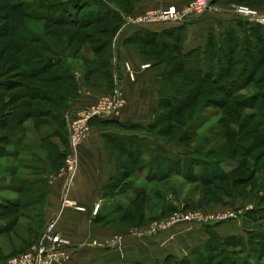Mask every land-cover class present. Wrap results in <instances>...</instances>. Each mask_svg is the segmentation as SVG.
<instances>
[{"label":"rangeland","instance_id":"obj_1","mask_svg":"<svg viewBox=\"0 0 264 264\" xmlns=\"http://www.w3.org/2000/svg\"><path fill=\"white\" fill-rule=\"evenodd\" d=\"M67 1L69 0H60L59 2L65 5ZM108 1L115 6L120 16L128 17L136 15L139 10L145 7V2L150 0ZM192 1L183 6L167 5V7H174L184 12ZM13 2H36V5H39L41 2L49 3L53 0H0V27H4L0 30V79L16 80L23 83L24 86L28 85L29 88L32 85H41L38 81L25 80L21 76L28 72L25 62L27 58H24L23 52L24 48L28 47L43 52L41 47L46 45L45 48L55 50V53L60 55V58L66 61L68 67L73 70L76 89L78 86L79 90L78 80L86 82L91 79L92 75H97L101 83L94 86L104 92L86 107H97L101 101H113L117 97L114 115L117 117L124 110V82L117 85L111 72L116 63L114 54L117 47H126L127 50L139 52L149 61L148 64L141 67V70L147 71L150 66L157 69V73L152 78L153 81L157 79V88L154 85L152 88L157 90L158 101H150L154 108L151 112L154 113L149 117H142V119L150 122L163 121L153 129L149 127V129L135 131L138 139L145 143L154 144L157 142L160 145L173 147L179 150H174V153L184 156L196 153L207 160L221 161L226 158L225 161L233 163V166L230 167L222 163L223 173L226 172L227 179L225 178L224 181L215 180L211 185L201 183L196 179L188 180L185 177L149 181L145 178L142 165L134 162L132 158L110 142L112 153L116 156L117 161L114 171L118 176L122 172L126 174L122 175L123 182L105 189V194L108 196L106 203L123 199L131 189L136 190L140 186L147 189L148 203L142 210H136L131 205L128 209L123 208L110 212L108 209L103 211L106 203H98L94 206L91 215L95 216L96 225L110 228L111 238L107 240L108 245L119 234L128 233V237H135L136 233H141L142 239L151 241L160 239L164 244L162 247L173 243V247L176 246L179 252L187 253L189 251L185 242L182 244V240L178 241V231L181 230L182 233L190 226L205 227L215 223L190 224L185 216L190 215V218L195 220L207 221L206 219L213 216H224L235 212L238 215L237 219L225 220L217 226L222 237H233L226 240L225 243L214 240L207 248L198 252L205 254L204 258L198 255L193 258L197 260V264H264V251L259 253L255 247L257 239L262 240L261 244L264 243V114H260V111L257 114L250 107L238 103V100L247 95L258 98L259 94L264 93V77H262L264 62L261 67H257L256 61L249 56L245 60L244 67L240 62L237 65L231 64L230 75H226L224 80L217 78L219 81L215 82L212 80L215 76L213 77L214 71L210 70L211 64L208 57L191 56L186 59L180 56L177 50L173 52L160 50L143 43L144 39H142L143 41L138 39L123 42L121 31L116 34L114 32L118 25V21L115 19L107 22L91 19L92 24L87 27L86 25H75L71 21L54 23L30 19L20 13L11 14L12 12L9 11V8L7 9V6L14 4ZM241 6L252 8L264 15V0H209V10L206 13L215 8L228 11L233 16L212 22L213 25L207 32V42L211 38L218 43L223 40L222 44H229V40L234 37L230 34L231 30L237 29V33L241 37L242 26L243 30H246L245 25L249 27L257 25L233 11ZM72 10L71 8L70 10L66 9L65 18H72L71 15H68ZM8 14H11V19L5 20L4 18ZM8 29L9 31H7ZM13 30H18V33H14ZM27 31L32 32L33 38L36 40L34 43H26L28 42L26 40ZM225 37L226 39H224ZM240 49H243L242 45ZM260 54L264 60V51ZM62 68V66L52 68L45 76L48 74L54 76ZM123 69L125 74L131 73L129 64L124 63ZM242 69L249 71L250 75L242 77ZM205 71L210 74L205 75ZM204 75L206 79H204ZM43 88L65 93L66 96L69 94L71 97L68 98V101L76 97V92L74 94L73 91H70L68 84L62 80L43 86ZM20 92H23L21 87L11 90L6 96H1L2 93H0V106L7 104L14 96L13 94H20ZM164 98H168L171 109L169 112L163 113ZM68 101L66 106L64 104L61 106V110H65L71 105ZM7 106L6 110L15 113L21 114L30 111L41 116L47 109H55L59 105L55 106L38 96L37 100L32 101V99L25 98L17 104H8ZM254 109L256 108L254 107ZM77 112L83 113V108L71 110L65 121L59 118L55 120L52 117L46 118L43 115L37 119H29L22 125L30 129H26L25 139L20 145L9 143L0 145V222L7 224V230L13 231L12 236L19 237L22 243L28 242L26 245L20 243L18 246H13L10 243L14 241V237L2 238L0 250L3 246L7 249H17L18 252L8 257H3V254L0 253V263L32 250L42 236L46 224L51 221V214L46 211V209L49 210L51 203L49 183L53 174L59 173L63 179L65 176L67 177V172L70 170L68 161L72 154L73 129L69 120ZM155 114H157L156 117ZM94 120L88 122L86 137L76 145L77 157L81 144L92 133L96 124ZM43 122H48L49 126ZM14 124L12 119L6 118L5 125L0 123V131L8 137L16 136L20 130L18 131L17 128L11 130V127L16 125ZM113 125L101 124L98 127L107 126L120 129ZM2 129L4 130L2 131ZM189 134H192L193 137L190 138ZM53 139H57L59 146L53 143ZM116 139H119L118 134L112 140L117 141ZM108 140L109 138H107ZM9 165L17 166V174L6 171V166ZM33 169L45 170L44 178L47 180L45 185L42 183L31 187L32 191L29 193L21 194V192L10 190L14 186H22L26 180L33 177L38 180L35 175L30 176ZM167 187L172 188L173 191L167 192ZM223 188L227 189L225 194L221 191ZM157 193L160 197H157ZM41 194L39 200H35L36 196ZM10 200L16 203L18 201L21 205L11 204ZM65 202L67 206L77 209V205L73 202L69 200ZM97 206H99L98 211L95 209ZM173 210L176 212H171ZM249 212H253L256 219L248 220ZM101 214L102 216H99ZM166 220L171 221L170 226H167L165 230H158L155 224ZM224 224L227 225L223 226ZM52 232L61 234L56 223ZM4 242H8V245L3 244Z\"/></svg>","mask_w":264,"mask_h":264},{"label":"crops","instance_id":"obj_2","mask_svg":"<svg viewBox=\"0 0 264 264\" xmlns=\"http://www.w3.org/2000/svg\"><path fill=\"white\" fill-rule=\"evenodd\" d=\"M190 1L150 0L145 2V7L139 10L137 14L151 9L165 8L167 5L183 6ZM233 11L235 12V10ZM232 16L233 14L228 13V11L213 8L199 20H189L184 23L125 26L121 30L120 35L124 38L123 42L134 37L148 38L152 34L157 35L159 40L165 38L164 35L166 34L169 37L184 35V51H189L205 46L207 43V32L212 27V22L228 19ZM114 59L116 63L112 69L111 76L117 85L120 82H124V110L121 115L113 119V126H118L120 129L107 126L100 128L98 125L101 126V121H96L91 135L80 146L78 164L74 174L69 177L65 176L63 179L59 176V173L53 174L49 183L51 203L49 210L46 209V211L51 214V221H55L62 238L68 244L70 258L63 264H156L162 262L169 254L182 256L185 253L179 252L176 246L173 247V243L162 247L164 244L160 239L151 241L150 239H142L143 236L128 237V233L117 235L118 237H122L120 245L118 247H110L107 243V240L111 238L110 228L96 225L95 216L91 215L96 204L107 202L106 197L108 196L105 194V189L111 188L108 186L117 177L114 171L117 161L116 156L112 153L111 143L119 150V146L125 144L133 150L141 148V139L126 143L121 141L120 137L122 135H136L137 137L136 133L127 132L128 127H125L127 125L147 127L154 123V121L150 122L142 119V117L151 116L154 113L151 112L154 108L150 101H158L157 90L155 91L152 88L153 85L157 88V79L155 81L152 80L153 76L157 73V69L150 66L147 71L141 70L143 65L149 63L144 56L137 51L127 50L126 47L121 46L117 47ZM124 63L130 65L131 73L127 72L125 74L123 69ZM92 76L86 82L78 80L79 90L77 86L76 97L68 101L71 103V107L68 106L70 112L73 109L84 108L92 104L104 92V90L95 88L94 85L101 82H99L97 75ZM156 116L157 114H155ZM116 134H118L119 139L114 141L112 139ZM107 138H109V142ZM53 143L59 146L57 139H53ZM147 144L151 150L173 161L184 158V155L174 153L179 150L173 147L158 145L157 142L154 144L147 142ZM133 161L135 162V160ZM17 170L18 168L15 165L6 166V171H10L12 174H17ZM144 175L145 177L147 176L146 173ZM135 195V190H130L129 194L125 195L123 199L106 203L107 205H104L103 211L105 212L106 209H108V212L126 209L130 206ZM68 200L85 210L77 211L74 207L67 206L64 202ZM99 216H102V214ZM6 225L0 222V244H2V238L14 237V241L10 245L18 246L22 243L21 240L19 237L12 236L13 231L5 230ZM225 225L227 224L223 226ZM214 230L222 236L218 227L214 228ZM178 235V241L182 240V244L185 242L188 250L201 245L209 238L203 226H190L182 233L181 230L178 231ZM3 244L8 245V242H4ZM26 244L28 242L22 243V245ZM1 249L0 253L3 254V257L13 256V254L18 252L17 249H7L3 246H1Z\"/></svg>","mask_w":264,"mask_h":264},{"label":"trees","instance_id":"obj_3","mask_svg":"<svg viewBox=\"0 0 264 264\" xmlns=\"http://www.w3.org/2000/svg\"><path fill=\"white\" fill-rule=\"evenodd\" d=\"M45 1V0H44ZM60 0H53V2L45 3L41 2L39 5H36V2H27V3H15L7 6V9L9 8V11L12 12L11 14L20 13L30 19H38V20H46L51 21L54 23H62L65 21H71L75 25H91V19L95 20L98 19L99 21H110V20H117L118 25L117 29L114 30L115 34L119 33L123 27H125V20L124 17L120 16L117 9L114 5H112L111 2L108 0H69L67 3L62 4L59 2ZM62 1V0H61ZM69 2V3H68ZM69 4V5H68ZM72 10L71 19L65 18L64 12L66 9ZM66 13V12H65ZM68 13V12H67ZM82 13V14H81ZM11 14L5 16V20L11 19ZM205 15V14H204ZM203 15V16H204ZM201 16V17H203ZM199 17V18H201ZM198 19V18H196ZM246 30H243V26L241 27L242 36L237 33V29H233L230 31L231 35H234V37L229 40V44H222L223 40L218 43L214 39H209V42L206 43V45L201 48H194L189 51H184V35H175L176 37H169L168 34L164 35L165 38H162L161 40L158 39L157 35H151L148 36V38H129L127 40L133 41L138 39H144L145 44H148L152 47H156L160 50L165 51H171L177 50L179 55L183 58H191V56H205L208 57L209 62L211 64V71H214L213 74V81H219L224 80L226 78V75L229 76L231 72L230 65L235 63L239 64L242 63V66H245V60L248 57H252L254 61L257 63V67H261L264 60H262L261 52L264 51V26L257 24L254 27H249L247 25ZM4 27H0V30ZM9 31V29L7 30ZM14 33H18V30H13ZM31 36V37H30ZM31 39H30V38ZM26 40L28 43H34L36 40L33 38V34L30 31L26 32ZM226 39V37L224 38ZM126 40V41H127ZM128 41V42H129ZM143 41V40H142ZM242 43V44H241ZM45 45V44H44ZM243 46V49L241 50L240 47ZM250 46H252L250 48ZM46 47V45H45ZM41 47L43 52H40L39 50H34L30 47L25 49L23 52V56L27 61L26 69L28 72H25L24 74H21V76L26 79H31L33 81H38L41 85H32L30 88L28 85L24 86L23 83L17 82L16 80H6V79H0V93L1 96L8 95V93L12 90L20 89V87L23 89V92H20V94H13L12 98L9 100V102L3 106H0V123H3V125L6 124V118H10L15 122V126L11 127V130L18 129L19 132H17L16 136L8 137L7 135L3 134V132L0 131V145L3 144H11V145H20L26 136V129H30L29 127H23V123L28 121L29 119H37L38 117H42V115L46 118L52 117L54 120L56 118H59L61 120H66L67 117L70 115V109L66 108L65 110H61V106L64 104L66 106V103L68 101V98L71 97L69 94L66 96V94L58 92L56 90L50 89L46 90L43 88V86H47L48 84L55 83L57 81H64L68 84L69 90L73 91L75 94L76 92V84L74 81V74L73 70L68 67V63L64 61L62 58H60V55H57L55 50L51 48H45ZM70 48V47H69ZM26 52V53H25ZM59 52V51H57ZM50 54V55H47ZM44 55V56H43ZM115 55V54H114ZM236 55V56H235ZM259 62V63H258ZM62 66V70L60 69L58 73L54 72L55 75H47L45 76L50 69L56 68ZM241 66V64H240ZM206 66L204 67V69ZM210 72L205 71V75H209ZM253 74V73H251ZM204 75V79H206ZM250 72L245 71L242 69L241 76H249ZM264 77V75H262ZM219 78V80L217 79ZM206 82V81H204ZM18 95V96H17ZM0 96V97H1ZM38 96L41 97L42 100L52 103L53 105H59L58 108H51L47 109L46 111H42L43 114L40 116V114L32 113L30 111H25L20 113H15L11 110H6L7 105L10 104H17L22 99L29 98L30 100H37ZM18 97V98H16ZM165 102L162 103V110L163 113L165 111L169 112L171 109V106L169 104L168 98L163 99ZM238 103L242 106H248L252 110H254L257 114H264V93L259 94L258 98L255 96L248 97V95L240 100H238ZM184 104V103H183ZM255 104V105H254ZM7 106V107H6ZM185 106V104H184ZM254 107L256 109H254ZM59 109V110H58ZM260 111V112H259ZM261 119L263 117L258 116ZM114 118L111 119H95L94 121H101V124H113ZM46 121V120H45ZM158 121V120H157ZM163 120H159L158 122H154L147 127L142 126H136V125H127L125 127L127 128V132L135 134L136 129L144 130L145 128L149 129L151 127L152 129L154 127L159 126V123ZM43 124L48 125V122H43ZM49 126V125H48ZM4 129H2L3 131ZM190 138H192V134L188 135ZM121 141L123 142H133L134 140L138 139V136H128V135H122L120 137ZM141 148L138 149H132L131 147H127V145H120L119 148L121 151H123L124 154H126L128 157L132 158V160H135L136 163L142 165V169L145 171L147 176L145 177L149 181L151 180H173L176 177H185L188 180L196 179L197 181L209 184L213 183L215 180H223L226 177V172L223 173V165L226 164V166H233V163L230 161H225L226 158H223L221 161L216 160H207L205 158H202L199 155H196V153H186L187 156H184V158H181L179 160L173 161L169 158H166L155 151L151 150L147 143L143 142L141 140ZM159 144V143H158ZM165 146V145H163ZM223 163V165H222ZM125 172H122L121 175H117L112 182L111 185L108 187H113L117 184H120L123 182L124 178H122V175H125ZM36 176L38 177V180L36 179H29L26 180L25 183L22 186L19 187H12L10 190L21 192L22 193H29L32 191L31 187L41 185L47 181L45 176V170H39V169H33L30 176ZM34 178V177H33ZM225 179V180H226ZM9 189V188H8ZM163 189V188H161ZM165 189V188H164ZM134 190V189H131ZM173 191L172 188L167 187V192ZM222 193L225 194L227 192L226 188H223ZM145 187H141L135 190V197L132 199V202L130 206L132 205L136 210H142L144 205L148 203L147 197L148 192ZM159 193V192H158ZM157 197H160L158 195ZM160 194V193H159ZM112 195V194H111ZM41 195L36 196L37 198L35 200H39ZM113 196V195H112ZM11 204L21 205L17 201H9ZM35 202V201H34ZM27 203V202H26ZM25 203V204H26ZM164 203V202H163ZM28 204V203H27ZM165 206V205H164ZM163 206V207H164ZM129 208V207H128ZM126 208V209H128ZM175 213L176 211H171ZM171 214V213H170ZM248 220L256 219L255 214L253 212H249L247 216ZM223 222L214 224V225H206L203 226V229H205V232L208 234L209 238L204 241L201 245L190 248L188 251L183 253L184 255L178 256L174 254H169L165 257V259L162 262L156 263V264H197V260L193 258L195 255L203 257L205 254L198 253L199 251H202L203 249L207 248L208 245L214 240H219L222 243L231 237L220 236L214 228L218 226V224H222ZM7 225L5 227V230L7 229ZM258 242H256V249L257 252L261 253L264 251V243H260V241L257 239ZM204 258V257H203ZM247 262V261H246ZM245 264V263H243Z\"/></svg>","mask_w":264,"mask_h":264},{"label":"built area","instance_id":"obj_4","mask_svg":"<svg viewBox=\"0 0 264 264\" xmlns=\"http://www.w3.org/2000/svg\"><path fill=\"white\" fill-rule=\"evenodd\" d=\"M209 0H193L189 7L184 12L179 11L174 7H165L147 10L141 14L124 17L125 26H146L150 24L159 23H184L189 20H193L203 16L208 10ZM235 13L241 17L248 18L257 24L264 26V15L258 11L249 7H237ZM118 98H114L113 101H101L97 107L83 108V113L77 112L73 118L71 117L69 123L72 124L73 135L71 137L72 154L68 163L70 164V170L67 172L68 177L72 176L77 167V150L78 145L82 139L86 137L88 130L87 124L94 119H111L115 118V109L117 106ZM68 118V117H67ZM65 203V202H64ZM66 204V203H65ZM77 210L84 211L81 207H76ZM97 211L99 206L95 208ZM237 213L232 212L229 215L213 216L207 221L203 219L195 220L190 218L191 216H185L190 224L191 223H220L225 220L237 219ZM55 222L50 221L46 224L45 230L40 237L39 241L35 244L32 250L23 253L22 255L13 257L0 264H63L70 256L68 252V244L62 238L61 234H55L52 232ZM171 221H161L159 224H155L158 230H165L167 226H170ZM136 236L142 237L141 233H136ZM122 241V237H116L112 243L108 246L118 247Z\"/></svg>","mask_w":264,"mask_h":264},{"label":"bare ground","instance_id":"obj_5","mask_svg":"<svg viewBox=\"0 0 264 264\" xmlns=\"http://www.w3.org/2000/svg\"><path fill=\"white\" fill-rule=\"evenodd\" d=\"M68 174V173H67ZM66 203V202H65ZM79 209H81L82 210V208H79Z\"/></svg>","mask_w":264,"mask_h":264}]
</instances>
